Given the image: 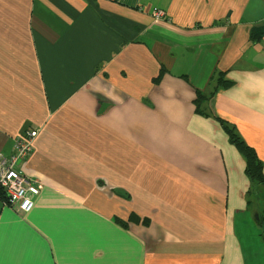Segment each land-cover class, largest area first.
Segmentation results:
<instances>
[{
  "label": "crops",
  "instance_id": "0c3cea01",
  "mask_svg": "<svg viewBox=\"0 0 264 264\" xmlns=\"http://www.w3.org/2000/svg\"><path fill=\"white\" fill-rule=\"evenodd\" d=\"M226 127L264 173V0H0V153L37 129L43 185L0 264H264Z\"/></svg>",
  "mask_w": 264,
  "mask_h": 264
},
{
  "label": "built area",
  "instance_id": "2783aa9c",
  "mask_svg": "<svg viewBox=\"0 0 264 264\" xmlns=\"http://www.w3.org/2000/svg\"><path fill=\"white\" fill-rule=\"evenodd\" d=\"M155 16L161 17L163 13L159 10ZM37 133L33 130L28 133L29 137L24 133L18 135L14 140V152L8 156L0 153V189L19 212H27L33 207L42 188L40 181L32 179L21 168L23 161L34 149Z\"/></svg>",
  "mask_w": 264,
  "mask_h": 264
},
{
  "label": "trees",
  "instance_id": "16d2710c",
  "mask_svg": "<svg viewBox=\"0 0 264 264\" xmlns=\"http://www.w3.org/2000/svg\"><path fill=\"white\" fill-rule=\"evenodd\" d=\"M227 128V130H228V132L231 130V129H229L228 127H226ZM33 130H36L37 132H38V130L37 129H32V130H27V131H25V132H23L24 134H26V136L27 137H29V135H28V133L30 132V131H33ZM38 134V133H37ZM19 135H21V134H19ZM230 137H231V140L234 142V143H236L240 148H241V150L243 151V153H244V155H245V157H246V160H247V166H246V170H247V174L249 175V177L253 180V181H255V182H257V183H264V173H263V171H262V168H263V165H262V163L260 162V160H259V158H258V156H257V154H256V152L254 151V149H252L251 147H249L248 145H246L245 143H244V141L242 140V142H239L238 141V138H240L239 137V135L238 134H236L234 131L232 132V131H230ZM18 136V135H17ZM16 136V137H17ZM37 136V135H36ZM15 137V138H16ZM35 139H36V137H35ZM35 139H34V143H35ZM14 151L12 150V152L11 153H13ZM33 152V151H32ZM25 173V172H24ZM26 174V173H25ZM32 179H36V180H38V181H40L41 182V180L40 179H37V178H33V177H31ZM42 183V182H41ZM42 187H43V185H42ZM42 189V188H41ZM0 197H2L4 200H5V203L6 204H9V205H12L11 204V202L9 201V199H8V197L6 196V194H5V192L2 190V189H0ZM258 217H260V214L258 215ZM149 218H145L144 220H143V222H145V224H148L149 223ZM123 224H125V223H123Z\"/></svg>",
  "mask_w": 264,
  "mask_h": 264
},
{
  "label": "rangeland",
  "instance_id": "374dc122",
  "mask_svg": "<svg viewBox=\"0 0 264 264\" xmlns=\"http://www.w3.org/2000/svg\"><path fill=\"white\" fill-rule=\"evenodd\" d=\"M14 143H15V141H14ZM13 148H14V146H13ZM30 176V175H29Z\"/></svg>",
  "mask_w": 264,
  "mask_h": 264
}]
</instances>
